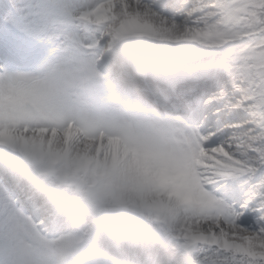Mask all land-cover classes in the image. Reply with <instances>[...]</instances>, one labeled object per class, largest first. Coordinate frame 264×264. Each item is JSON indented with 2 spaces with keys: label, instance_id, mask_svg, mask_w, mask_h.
<instances>
[{
  "label": "snow or ice",
  "instance_id": "6c2138e0",
  "mask_svg": "<svg viewBox=\"0 0 264 264\" xmlns=\"http://www.w3.org/2000/svg\"><path fill=\"white\" fill-rule=\"evenodd\" d=\"M141 63L182 75L154 91ZM133 98L165 115L133 126ZM0 264H264V0L0 8Z\"/></svg>",
  "mask_w": 264,
  "mask_h": 264
},
{
  "label": "clouds",
  "instance_id": "9594fccd",
  "mask_svg": "<svg viewBox=\"0 0 264 264\" xmlns=\"http://www.w3.org/2000/svg\"><path fill=\"white\" fill-rule=\"evenodd\" d=\"M123 108L124 118L133 126L148 127L154 122L157 115H165L163 106L151 105V99L148 103L151 107H146L135 98L128 101H120ZM151 179V186L160 190L161 181H163L164 191H178L181 198L192 202L195 200V193L191 190L192 178L190 169L186 166V161L181 158H157L148 172ZM164 198H167L166 196ZM176 199L175 196L172 197ZM124 211L119 202L112 201L103 207L102 214L105 216H118Z\"/></svg>",
  "mask_w": 264,
  "mask_h": 264
}]
</instances>
